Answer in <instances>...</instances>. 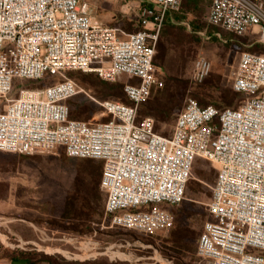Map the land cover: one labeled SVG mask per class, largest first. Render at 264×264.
I'll return each mask as SVG.
<instances>
[{
    "label": "built area",
    "instance_id": "2783aa9c",
    "mask_svg": "<svg viewBox=\"0 0 264 264\" xmlns=\"http://www.w3.org/2000/svg\"><path fill=\"white\" fill-rule=\"evenodd\" d=\"M182 1L151 0L140 11V28L128 32L98 21L80 0H0V151L62 148L69 157L101 160L110 226L146 236L171 229L166 207L185 199L195 159H205L217 175L197 255L206 264H264V54L240 53L232 75L243 96L237 106L188 98L168 136L154 130L152 117L137 119L141 104L163 85L154 64L157 40L164 18ZM207 22L234 35L252 32L264 45V0H211ZM209 70L197 58L193 79ZM69 71L107 82L124 78L128 102L88 95L110 119L70 118L67 102L82 90L65 76ZM43 77L61 80L8 97L16 80Z\"/></svg>",
    "mask_w": 264,
    "mask_h": 264
},
{
    "label": "rangeland",
    "instance_id": "374dc122",
    "mask_svg": "<svg viewBox=\"0 0 264 264\" xmlns=\"http://www.w3.org/2000/svg\"><path fill=\"white\" fill-rule=\"evenodd\" d=\"M150 1L80 0V5L103 24L130 32L140 28V11ZM210 4L211 0H184L167 14V26L161 25L154 59L163 85L139 107L137 119L152 117L154 130L162 135L171 134L188 98L203 105L237 106L243 96L234 91L232 75L240 53L264 54V45L252 32L234 35L208 24ZM199 57L210 63V70L196 81L192 70ZM65 76L82 90L67 102L72 119H110L89 96L98 101L128 102L123 92L124 78L107 82L93 73L79 71H69ZM59 80L61 77L17 80L8 97H15L20 87H43ZM126 81L133 84L135 78L128 77ZM102 165L98 159L69 157L62 148L33 155L0 151L4 227H10L11 220L20 216L29 222V227H35L36 243L42 246L37 251L64 262L206 264L197 255L196 245L203 224L210 219L207 204L217 175L213 164L196 157L185 199L179 205L166 207L173 216L171 229L155 236L110 226L105 212L106 195L99 187ZM4 239L11 246L10 238Z\"/></svg>",
    "mask_w": 264,
    "mask_h": 264
},
{
    "label": "crops",
    "instance_id": "0c3cea01",
    "mask_svg": "<svg viewBox=\"0 0 264 264\" xmlns=\"http://www.w3.org/2000/svg\"><path fill=\"white\" fill-rule=\"evenodd\" d=\"M2 201L3 197H0V264H26L23 260H10L4 255V249L40 250L42 246L36 243L35 227H29V222L20 219L18 215L11 220L10 227H4ZM23 222H25V226ZM4 237L10 238L11 246L6 245Z\"/></svg>",
    "mask_w": 264,
    "mask_h": 264
},
{
    "label": "trees",
    "instance_id": "16d2710c",
    "mask_svg": "<svg viewBox=\"0 0 264 264\" xmlns=\"http://www.w3.org/2000/svg\"><path fill=\"white\" fill-rule=\"evenodd\" d=\"M184 1V0H183ZM182 1V2H183ZM170 22V18L168 15H166V17L164 18L163 22H162V28L166 27L167 25H165L167 22ZM177 21V19H176ZM178 22V21H177ZM213 26V25H212ZM215 27H218V26H215ZM220 28V27H219ZM138 30V29H137ZM136 31V30H134ZM229 33V32H228ZM232 34V33H231ZM155 58V57H154ZM154 64H155V59H154ZM156 65V64H155ZM17 81V80H16ZM16 81L14 82V86H15V83ZM157 89V88H156ZM155 90V89H154ZM153 90V91H154ZM152 91V93H153ZM151 93V95H152ZM78 95V94H77ZM150 95V97H151ZM76 96V95H75ZM74 97V96H73ZM72 97V98H73ZM149 97V98H150ZM148 98V99H149ZM147 99V100H148ZM70 100V99H69ZM147 100L142 103V104H145L147 102ZM198 102V101H197ZM127 103V102H126ZM199 103V102H198ZM141 104V105H142ZM199 105L201 106H205L203 104H200ZM215 107L217 108H225V106H216L214 105ZM234 107V106H233ZM178 115V114H177ZM177 118V117H176ZM89 121V120H88ZM176 121V119H175ZM175 124V123H174ZM195 164V162H194ZM4 255L6 257H8L10 260H23L26 264H41V263H45V264H82V263H76V262H64L63 260H61L60 258L56 257V256H53V255H50V254H46V253H41L40 251H37V250H19V249H4ZM36 257V258H35Z\"/></svg>",
    "mask_w": 264,
    "mask_h": 264
}]
</instances>
